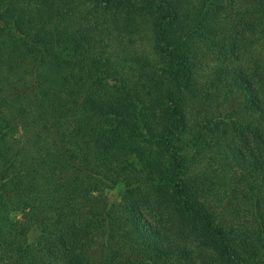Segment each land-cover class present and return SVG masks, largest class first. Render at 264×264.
Masks as SVG:
<instances>
[{
  "label": "trees",
  "instance_id": "1",
  "mask_svg": "<svg viewBox=\"0 0 264 264\" xmlns=\"http://www.w3.org/2000/svg\"><path fill=\"white\" fill-rule=\"evenodd\" d=\"M257 44L264 0H0V264H264Z\"/></svg>",
  "mask_w": 264,
  "mask_h": 264
},
{
  "label": "rangeland",
  "instance_id": "2",
  "mask_svg": "<svg viewBox=\"0 0 264 264\" xmlns=\"http://www.w3.org/2000/svg\"><path fill=\"white\" fill-rule=\"evenodd\" d=\"M138 48L140 50L146 52L148 50L147 42L145 40L140 42L139 45H138ZM255 59H261L260 60L261 63L264 64V44L263 45L257 44L249 53L244 54L243 58L241 60H244L245 63H248L251 66L252 65L257 66L258 62L254 63ZM208 152H209V154H208V157H206V159H205V163H203L202 165H197V168L200 167V169H205V167H209L210 164H212L213 168H216V167L219 166L218 160H215V159L212 158V155H211L212 151L209 150ZM110 194H112V193H110ZM17 216L19 218H21V219L25 218L24 212H18ZM31 232H32L31 233V237H32L33 240H35L37 238L38 234H39L38 229L33 228L31 230Z\"/></svg>",
  "mask_w": 264,
  "mask_h": 264
}]
</instances>
